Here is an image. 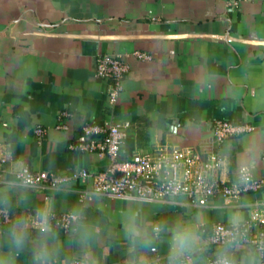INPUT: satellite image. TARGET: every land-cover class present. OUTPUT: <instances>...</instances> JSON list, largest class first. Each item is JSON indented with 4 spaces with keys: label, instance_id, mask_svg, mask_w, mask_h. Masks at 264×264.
<instances>
[{
    "label": "crops",
    "instance_id": "crops-1",
    "mask_svg": "<svg viewBox=\"0 0 264 264\" xmlns=\"http://www.w3.org/2000/svg\"><path fill=\"white\" fill-rule=\"evenodd\" d=\"M134 52L150 56L136 59ZM118 55L128 65L122 91L108 105L109 81L95 76L97 56ZM62 112L67 116H60ZM220 120L253 128L215 141ZM127 121L118 159L153 154L161 145L204 157L218 152L216 176L238 180L245 168L264 177V0H0V150L9 142L31 171L101 172L108 158L67 149L85 124ZM66 125L67 130L57 129ZM46 130L38 140L34 129ZM6 165L0 160V172ZM91 177L57 188L36 187L33 201L54 196L65 213L91 191ZM130 201L102 195L91 211L114 228ZM264 207V191L190 204L179 196L149 203L152 217L213 224L245 221ZM164 244L150 261H164ZM121 241L105 264H124Z\"/></svg>",
    "mask_w": 264,
    "mask_h": 264
},
{
    "label": "clouds",
    "instance_id": "clouds-1",
    "mask_svg": "<svg viewBox=\"0 0 264 264\" xmlns=\"http://www.w3.org/2000/svg\"><path fill=\"white\" fill-rule=\"evenodd\" d=\"M0 160L6 165L0 172V264H105L106 251L121 241L124 264H151L150 253L162 243L163 264H264V240L254 243L242 221L212 245L200 224L171 225L150 216L147 195L134 197L120 211L117 228L104 213L91 211L102 200L96 191L66 209L61 222L54 196L33 201L37 186L13 143L0 150Z\"/></svg>",
    "mask_w": 264,
    "mask_h": 264
},
{
    "label": "built area",
    "instance_id": "built-area-1",
    "mask_svg": "<svg viewBox=\"0 0 264 264\" xmlns=\"http://www.w3.org/2000/svg\"><path fill=\"white\" fill-rule=\"evenodd\" d=\"M244 0H226L228 8H236ZM136 59L149 61L151 58L143 52H134ZM128 65L118 55H99L95 61V76L108 80L107 103L113 105L122 91V84L128 72ZM60 116H67L62 112ZM130 123L127 121L105 122L102 125L85 124L82 132L68 142L67 149L75 153H100L105 155L109 163L101 172L90 175L86 170H77L71 174H52L46 171H31L29 179L37 187L59 188L70 182L91 177V191L117 200L132 201L138 195L151 197L150 203L162 202L182 196L190 204L199 207L206 205L215 196L238 198L247 192L264 191V177L254 178L245 168L238 170V180L225 183L216 176L222 165L218 152H210L204 157L184 153L181 149L161 145L153 154H138L128 159H118V153L127 137ZM57 129L67 130L66 125H58ZM248 125H236L217 120L212 124V132L216 142L250 132ZM46 130L34 129L38 140L42 139ZM173 187L176 190L173 191ZM63 222L65 213L57 214ZM251 240L257 243L264 240V207L252 209L248 219L243 221ZM234 225L224 223L213 224L208 232L209 242L215 245L216 238ZM153 249L152 253H155ZM151 264H163L161 258H155Z\"/></svg>",
    "mask_w": 264,
    "mask_h": 264
}]
</instances>
